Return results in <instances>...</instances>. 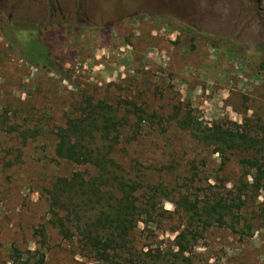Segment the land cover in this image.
Segmentation results:
<instances>
[{
    "label": "rangeland",
    "instance_id": "1",
    "mask_svg": "<svg viewBox=\"0 0 264 264\" xmlns=\"http://www.w3.org/2000/svg\"><path fill=\"white\" fill-rule=\"evenodd\" d=\"M86 100L134 110L117 160L174 191L136 195L157 217L138 219L107 260L71 206L51 200L59 180L94 175L56 157L58 131ZM0 115V264H264V188L240 164L264 152V0H0ZM188 115L257 146L225 162L181 126ZM179 196H245L249 235L203 230L170 203Z\"/></svg>",
    "mask_w": 264,
    "mask_h": 264
},
{
    "label": "trees",
    "instance_id": "2",
    "mask_svg": "<svg viewBox=\"0 0 264 264\" xmlns=\"http://www.w3.org/2000/svg\"><path fill=\"white\" fill-rule=\"evenodd\" d=\"M57 72L60 73L58 70ZM135 113L146 115L138 109H135ZM132 114L134 110L121 114L119 109L104 101L95 103L86 100L78 113L58 131L56 157L78 166L90 167L94 175L76 173L70 178L59 180L51 192L53 206L58 209L71 206L74 211L71 214H76L79 235L92 243L105 259L109 257L108 252L113 244L126 242L136 228L138 219L146 216L155 220L157 217L154 216L153 205L150 210L144 211L137 206V194L147 193L149 200L157 203L158 200H170L174 192L163 184L150 183L144 172L135 170L136 163L135 166L132 165L133 168L127 169L117 160L119 148L123 143L122 129H125ZM146 119L140 117L141 123ZM1 123L0 115V125ZM181 126L190 131L200 144L216 148L225 162H230L234 153H249L257 146V143L240 129L232 130L216 124L205 125L191 115L182 120ZM257 152V156L253 158L241 159L240 164L256 170L255 185L263 189L264 152L262 149ZM245 201V196L244 199L235 197L232 200L220 199L213 202L192 201L186 196H179L170 203L176 210L182 211L192 223L202 226L203 230L217 225L236 234L248 236V229L242 224L240 214L246 206ZM63 220H54L52 225L68 237L70 232ZM188 237L191 239L185 232L178 237L181 240L179 246L182 254L187 252V246L190 245Z\"/></svg>",
    "mask_w": 264,
    "mask_h": 264
}]
</instances>
